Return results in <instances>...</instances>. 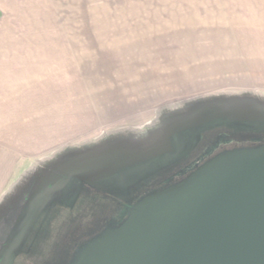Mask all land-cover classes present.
<instances>
[{"label": "rangeland", "instance_id": "374dc122", "mask_svg": "<svg viewBox=\"0 0 264 264\" xmlns=\"http://www.w3.org/2000/svg\"><path fill=\"white\" fill-rule=\"evenodd\" d=\"M0 39L44 42L67 67L63 86L72 83L80 104L93 106L96 127L106 122L94 139L80 132L72 143L77 147L46 172H33L21 195L0 204V263L17 243L9 235L34 212L57 195L65 193L70 201L85 190L92 199L58 207L29 241L21 262L11 263L70 264L87 229L108 223L115 204L127 205L145 178L153 175L157 183L173 170L199 129L176 133L181 127H166L203 106L252 115L247 123L216 125L210 133L231 128L246 137L264 134V0H0ZM38 108L32 107V121L80 107ZM99 135L106 137L98 142ZM215 140L202 141L180 169L198 161L201 156L192 162L198 152L219 145ZM163 145L146 157L151 147ZM99 184L106 189H97ZM96 193L115 202L96 201ZM26 195L25 204H18ZM24 233L18 250L28 238L29 231Z\"/></svg>", "mask_w": 264, "mask_h": 264}, {"label": "water", "instance_id": "95a60500", "mask_svg": "<svg viewBox=\"0 0 264 264\" xmlns=\"http://www.w3.org/2000/svg\"><path fill=\"white\" fill-rule=\"evenodd\" d=\"M223 107L203 106L166 130L181 127L177 133L197 128L200 133L219 120L233 124L253 120L252 115H242L244 111ZM164 141L169 145L167 139ZM164 147H151L145 155L160 153ZM89 181L82 180L89 186L97 185ZM97 189L106 187L99 184ZM64 195H57L42 208ZM146 204L142 215L140 209ZM135 209L133 218L100 239L98 248L107 247L103 255L88 259L90 247L97 244L92 242L74 264H264V144L216 155L185 184L150 194ZM33 223L31 217L17 233L9 230L12 234L7 240L14 237L17 243L6 251L0 264H10V256L17 252L24 232ZM111 237L115 238L113 243Z\"/></svg>", "mask_w": 264, "mask_h": 264}, {"label": "crops", "instance_id": "0c3cea01", "mask_svg": "<svg viewBox=\"0 0 264 264\" xmlns=\"http://www.w3.org/2000/svg\"><path fill=\"white\" fill-rule=\"evenodd\" d=\"M46 48L40 41L0 39V204L21 195L33 172H46L58 156L77 147L72 143L80 132L94 139L106 123L95 126L92 105L80 104L72 83L63 86L67 67ZM32 107L80 108L32 121Z\"/></svg>", "mask_w": 264, "mask_h": 264}, {"label": "flooded vegetation", "instance_id": "af4514ba", "mask_svg": "<svg viewBox=\"0 0 264 264\" xmlns=\"http://www.w3.org/2000/svg\"><path fill=\"white\" fill-rule=\"evenodd\" d=\"M203 131L202 133L198 132V134L200 135V138L205 139V137L207 136V133ZM256 133V132H253ZM251 133V134H253ZM238 134V135H237ZM235 136H242V134L239 135V133H236ZM256 135H248V138H252L255 137ZM244 137V136H243ZM242 138V137H240ZM264 138V136L262 137ZM241 148H248L247 144H239L237 143H231V142H227V143H223V144H219L217 146H215L214 148L210 149L208 152H206L200 159L199 161H196L191 169V171L189 172V174H185L183 176H180L178 178H176L174 180L173 183H162L161 185H159L158 188H154L152 190H144L140 189V190H135L133 191V194L130 197V201L127 205L124 206V209L122 211V206H120L118 208V205L115 204L117 206V208L115 209V213H111L110 215H108V218H111V220L108 223H105L103 225H99L97 228L93 229V225L92 228L87 229L85 231L84 234H82V236H84V240L83 242L81 241V243L79 242V244L76 246V248L74 249V252L72 254V260H71V264H74L78 261L79 257L81 256V253L86 250L87 247L91 246L92 242H97V244L95 246L90 247V249L92 250L91 253L87 254L88 259L91 258L92 256H101L103 255V253H105L107 247L104 246L103 249H99L98 248V244L100 243V239L101 238H106L107 236L110 235V232H112L115 229H119L122 227V224H124L125 222H127L129 219L133 218L136 214H137V210L135 209L137 204H139V202L145 200L150 194H154L160 190H163L169 186H174V185H178L181 186L183 184H185L187 181H189V177L192 173H196L197 174V170L200 166H202L203 164H205L206 162H208L209 160H211L213 157H215L216 155L223 153V152H228L230 150L233 149H241ZM87 186V185H86ZM89 188V187H88ZM85 189H87V187H85ZM90 190V188H89ZM91 191V190H90ZM74 192H69L68 195H71ZM89 193V194H88ZM94 194L90 193V192H86L84 190V192H82L81 195L77 196L76 199L73 198L72 202H74V204H69L70 201L68 200H64L61 199L59 201L57 200H53L51 201L48 205H46L44 208H40L37 212H34L32 214V218H34V223L32 224L31 229L29 230V234H28V238L25 240V244L22 246V248L20 250H18V252L12 254L9 258V263H15L16 261L20 260L24 257L22 252L24 251V249L26 247L29 246V241L33 238V237H37L43 230V228L46 226L47 220L52 216H55L58 212L57 208L59 207H71V206H75V204H77L78 202H82L84 200L87 199H92V196ZM97 195V196H96ZM28 196H24L23 197V201L22 202H17L18 204H25L24 201H26V198ZM83 200H81V199ZM107 198L110 199L111 201L115 202L113 198L111 197H100L98 193L95 194V196L93 197L94 200L96 201H107ZM64 200V201H62ZM75 200V201H74ZM163 199L158 200L162 201ZM69 202V203H68ZM148 202V201H146ZM151 203V202H150ZM149 203V204H150ZM148 205L146 204L145 207L141 208L140 211L142 212L141 214H143V212H145L147 210ZM30 217V219H31ZM113 237L110 238V242L113 243L114 242ZM27 244V246H25ZM4 257V256H3ZM3 259V258H2ZM1 259V260H2Z\"/></svg>", "mask_w": 264, "mask_h": 264}, {"label": "trees", "instance_id": "16d2710c", "mask_svg": "<svg viewBox=\"0 0 264 264\" xmlns=\"http://www.w3.org/2000/svg\"><path fill=\"white\" fill-rule=\"evenodd\" d=\"M224 124L226 126L230 127L228 125V123H226L225 121H222V120L213 122L210 125H206L205 132H207V136L205 137V139L200 138V135L196 133V136L194 137V140L191 142V144L189 145V147L187 149H185L184 151H181V152L179 151V149L176 150V152H177L176 156H178L179 152L180 153H182V152L184 153L185 152V154H183V156L178 157L177 161L174 164V168H173V170L170 173H165L162 177H157L158 178L157 179L158 180L157 183H154L155 180L152 181V177H154L153 175H151L150 178L149 177L145 178L146 181L143 182L142 184H140L138 190H140V189H143V191L144 190H152L154 188H158L159 185H161L162 183H165V184L167 182L168 183L169 182L173 183L176 178H178L180 176H183L185 174H189V172L191 171V169H192V167L194 165L193 161L195 159L197 160V158H199L200 156L202 157L206 152H204V151L198 152V155L192 160L193 163L191 164V166L188 169L184 170L182 168L180 169V167L181 166H186V165H188L190 163V161L192 159V156H193V152L192 151H194L195 149L199 148L201 143H202V141L208 140L209 137L212 139V141H214V139L217 138V140H215V142H218V144H223V143H227V142H231V143H237L238 142L239 144H242V142H243L244 144H247L248 148L257 147V146H260V145L264 144V138H262L264 136V134L263 135L257 134L255 136L257 138H255V140L253 142L247 143L246 140L250 139V138H248L246 136H244V137L240 136L242 138H240L239 136H235L236 133H233V131L230 130L231 128H228L227 132L219 131V132L210 133L211 130L214 129L213 127H216V125H224ZM220 134H226V135H223L221 138H218V136ZM202 146H203V144H202ZM191 152H192V154H191ZM72 199L70 200L71 203L68 202L69 204H74V202H72ZM81 200H83V199H81ZM79 203L80 202H78L77 204H79ZM77 204H75V205H77ZM123 209H124V206H122V211H123ZM72 242H71V244L73 245L75 240L72 239Z\"/></svg>", "mask_w": 264, "mask_h": 264}]
</instances>
